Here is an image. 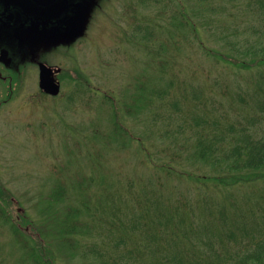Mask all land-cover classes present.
Listing matches in <instances>:
<instances>
[{
  "label": "rangeland",
  "instance_id": "1",
  "mask_svg": "<svg viewBox=\"0 0 264 264\" xmlns=\"http://www.w3.org/2000/svg\"><path fill=\"white\" fill-rule=\"evenodd\" d=\"M105 8L98 29L106 32L87 52L96 69L83 70L90 86L80 93L67 85L61 103L36 98L20 112L31 113L23 117L29 115L31 127L20 118L18 130L3 135L0 264H36L41 257L37 261L45 264L50 255L53 264H88L81 249L97 245L99 235L74 223L153 228L154 207L163 214L177 211L168 227H158L157 238L187 250L190 240L172 236L181 213L187 222L198 221L202 203L212 211L222 205L229 213L246 211L243 221L253 225L249 213L256 217L264 206V180L207 181L227 173L233 160L213 148L203 155L197 144L210 132V121L225 131L253 114L250 98L243 103L237 95H252L264 73V62L242 59L264 60V14L252 0H111ZM195 115L208 123L195 125ZM260 122L249 129L254 137L264 135V118ZM76 208L64 235L67 210ZM62 233L66 242L76 240L75 248L62 245ZM121 236H129L128 249L145 245L146 235L134 243L136 233Z\"/></svg>",
  "mask_w": 264,
  "mask_h": 264
},
{
  "label": "trees",
  "instance_id": "2",
  "mask_svg": "<svg viewBox=\"0 0 264 264\" xmlns=\"http://www.w3.org/2000/svg\"><path fill=\"white\" fill-rule=\"evenodd\" d=\"M252 1L259 12L264 14V0ZM262 54L264 56V52ZM242 59L249 62L250 65L264 62V60ZM227 62L233 64L230 61ZM238 62L235 61V63ZM240 65L244 69L250 67L246 62L240 63ZM83 87L85 86L81 87L80 93ZM237 98L243 103H246L248 98H250L253 114L232 122L225 131L217 126V121H210L209 124L212 125L210 132L200 134L197 140L198 146H203L204 148L201 151L203 155H206L208 149L213 148L225 153V159L233 160L230 163L232 166L227 169V173L218 177L207 178V181L214 182L219 186L229 184L249 185L257 180H264V135L254 137L252 135L253 132L249 130L251 127L259 126L260 121L264 118V73L261 71L259 81L252 90V95L244 91V93L238 94ZM193 122L195 125L208 123L204 117L199 115L194 116ZM209 127L207 126V128ZM226 144L227 147H225ZM228 144L230 145L229 147ZM212 153L214 152H210V154ZM239 170L242 173L237 175ZM3 196L6 197L5 194ZM263 196L264 193L259 195L260 198L264 199ZM182 205L187 206L185 202ZM206 208L207 205L202 203L201 216L199 215L198 221L191 220L187 222L183 213L178 216L177 226L172 236H175L178 241L190 240V249L187 250L186 248L176 250L177 244L173 247L172 243L166 241L164 244L161 238H157L158 227H168L169 222L173 221V214H177V211H169L163 214L158 207H154L155 217L153 219L155 223H153V228L149 226L148 228H142L135 222H131L129 225L115 224L113 222L98 226L88 224L87 227H84L85 225L82 222H76L74 223L76 228L99 235V243L97 245L92 243L83 247L81 249L83 251L81 257L85 258L83 260L88 261V264H264V206L263 208H258L256 217L253 213H249V216L254 218L255 224L253 225L243 221L246 211L235 208L232 213H229L222 205L218 206L214 211ZM5 210H7L6 207ZM77 210L79 209L67 210L64 235L70 234L69 230L72 227H70L68 219L73 216L71 215L72 213L77 214ZM151 221L154 222L153 220ZM211 227H214L215 231ZM142 229H145L149 235L147 236L146 233L141 232ZM124 231L128 235L132 234V232L137 234L132 241L133 243L138 238L146 235L141 238V240L145 241L143 249H128L126 243L130 242L129 236H121ZM63 233L60 236L64 242L62 245L67 244L70 249L75 248L76 240L66 242L69 238L65 237ZM104 234L105 236H103ZM22 238L23 236L20 235V239ZM109 243L113 244L114 249H108ZM117 244L122 245L118 246ZM199 244L205 248L204 251L199 248ZM163 246L166 250L165 254ZM218 247L223 248L225 252L222 254V250H218ZM145 250L147 251L146 255ZM41 252L43 253L42 248L38 247V253L40 254L38 257H41ZM91 252L92 254H88ZM133 253H138V256L132 255ZM122 254L126 256L128 261L120 258ZM89 256H91L92 260H88ZM54 257V255H50L45 260V264H53ZM37 260H43V258L34 259L36 264H41Z\"/></svg>",
  "mask_w": 264,
  "mask_h": 264
},
{
  "label": "flooded vegetation",
  "instance_id": "3",
  "mask_svg": "<svg viewBox=\"0 0 264 264\" xmlns=\"http://www.w3.org/2000/svg\"><path fill=\"white\" fill-rule=\"evenodd\" d=\"M109 2L0 0V146L8 144L4 134L18 130V119L31 127L29 115L23 118L31 113L21 115L22 107L27 110L36 98L61 103L67 85L79 92L91 84L83 70L95 68L87 52L100 31L106 32L99 31L98 22ZM107 18L114 24L113 17ZM45 83L56 92L46 91Z\"/></svg>",
  "mask_w": 264,
  "mask_h": 264
},
{
  "label": "water",
  "instance_id": "4",
  "mask_svg": "<svg viewBox=\"0 0 264 264\" xmlns=\"http://www.w3.org/2000/svg\"><path fill=\"white\" fill-rule=\"evenodd\" d=\"M42 87L48 92H51V93H55L56 92V89H55L56 87L53 86L52 84L45 83L44 85H42Z\"/></svg>",
  "mask_w": 264,
  "mask_h": 264
}]
</instances>
